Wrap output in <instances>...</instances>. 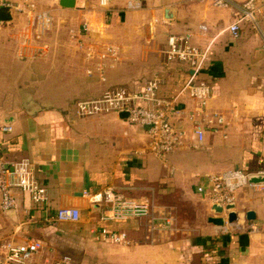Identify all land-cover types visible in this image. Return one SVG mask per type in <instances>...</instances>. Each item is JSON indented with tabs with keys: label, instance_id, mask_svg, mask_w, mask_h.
Wrapping results in <instances>:
<instances>
[{
	"label": "crops",
	"instance_id": "obj_1",
	"mask_svg": "<svg viewBox=\"0 0 264 264\" xmlns=\"http://www.w3.org/2000/svg\"><path fill=\"white\" fill-rule=\"evenodd\" d=\"M139 1L135 10L127 0L105 7L74 0L71 8L53 0H5L11 19L0 23V128L11 131L0 130V156L28 165L48 200L35 206L14 191L16 210H0V252L10 242L38 241L42 248L27 264L79 255H101V264H264V183L237 191L234 225L209 222L220 215L208 192H197L208 175L264 170V9L256 16L260 25L256 17V26L240 22L234 39L228 27L238 18L235 7H214L210 0ZM185 33L207 57L200 71L164 56L168 37ZM107 47L114 57L104 55ZM153 78L163 98L188 81L211 85L204 107L178 97L171 122L182 143L162 157L148 152L146 130L119 114L75 113L79 99L116 87L140 91ZM212 113L225 125L207 126ZM197 130L203 131L200 143ZM107 186L148 204L150 215L102 220L104 209L83 193ZM60 208L78 209L79 221L54 223ZM248 211L254 220H245ZM102 228L127 242L98 241L93 232Z\"/></svg>",
	"mask_w": 264,
	"mask_h": 264
},
{
	"label": "built area",
	"instance_id": "obj_2",
	"mask_svg": "<svg viewBox=\"0 0 264 264\" xmlns=\"http://www.w3.org/2000/svg\"><path fill=\"white\" fill-rule=\"evenodd\" d=\"M28 1V0H24ZM58 3L60 0H53ZM112 0H98L101 7L107 6ZM214 7L237 9L238 18L228 27L232 38L237 39L240 35V22H251L255 25V17L261 14L264 0H246L236 3L234 0H210ZM127 8L140 9L139 0H127ZM11 7L0 0V8ZM31 7V5H30ZM48 23L45 15L38 16ZM1 23V21H0ZM105 56L114 57L115 50L107 47ZM164 56L167 61H177L187 64L192 70L200 71L204 68L207 57L204 52L194 46L189 34H173L168 37ZM160 82L153 78L147 80L140 91H129L124 87H116L106 90L98 98L79 99L74 103V110L78 117L87 118L99 114H128V122L131 125L142 127L148 135V152L156 157H162L182 143L183 134L175 129L171 120L178 114L176 101L178 97L185 96L198 101L204 107L211 96V85L205 81H188L180 89L177 95L163 98L158 95ZM204 115V109L199 113ZM216 123L217 126H213ZM208 124V125H207ZM202 121L197 126H202ZM207 126L222 127L224 120L218 113H212L206 123ZM2 132H10V127L3 126ZM198 142L203 138V131H196ZM264 176V170L255 173H246L234 169L219 174L208 175L206 182L197 187L198 193L208 192L212 204L220 205L223 209L235 202L238 190L248 183L249 175ZM264 185V184H262ZM264 187V186H263ZM15 190L25 193L30 202L35 206H45L47 194L45 189L39 185L32 170L28 165L19 163H6L0 156V210L7 212L16 210L17 202L14 195ZM83 196L95 206L102 207L106 214L101 216L102 220H124L130 217H146L150 215L151 208L148 204L138 203L134 200L124 198L117 193L113 187L107 186L94 193L84 192ZM80 219V212L76 208H60L56 211L53 222L76 223ZM47 221L50 219L46 218ZM234 225V223L232 224ZM237 227V226H236ZM153 228V227H152ZM154 229V228H153ZM98 241L114 244L126 243L123 234L114 233L106 228L93 232ZM42 246L38 241H28L21 244L13 242L3 246L0 252V264H27L36 255ZM38 264H71L69 256H62L52 261Z\"/></svg>",
	"mask_w": 264,
	"mask_h": 264
},
{
	"label": "water",
	"instance_id": "obj_3",
	"mask_svg": "<svg viewBox=\"0 0 264 264\" xmlns=\"http://www.w3.org/2000/svg\"><path fill=\"white\" fill-rule=\"evenodd\" d=\"M59 5L61 7H65V8H71L74 6V0H60L59 1ZM166 12V18L169 17V11L165 10ZM11 16H10V7H2L0 8V21L1 22H7L10 21ZM119 116L121 117V119H127L128 118V114L127 113H120ZM248 183L249 184H260V183H264V176H260V175H249L248 176ZM235 205L234 203L229 204L228 206H226L224 209L217 204H214L212 207V211L217 214L220 215L219 217L216 218H210L209 222L213 223L214 225L217 226H223L226 224H233L236 223L238 220V215L237 213L234 211ZM13 210L7 211V212H12ZM224 212H227L225 217H222V214ZM255 218V214L252 211H248L245 214V220L246 221H252Z\"/></svg>",
	"mask_w": 264,
	"mask_h": 264
},
{
	"label": "rangeland",
	"instance_id": "obj_4",
	"mask_svg": "<svg viewBox=\"0 0 264 264\" xmlns=\"http://www.w3.org/2000/svg\"><path fill=\"white\" fill-rule=\"evenodd\" d=\"M260 21H261V17H256V23L258 25H260ZM245 23H250L252 24L251 22H247V21H244ZM264 193V192H263ZM71 258V263L73 262V260H76V262L74 264H101V255H97L96 257H92V256H87V257H83V256H70ZM92 259H94L95 261H93Z\"/></svg>",
	"mask_w": 264,
	"mask_h": 264
}]
</instances>
